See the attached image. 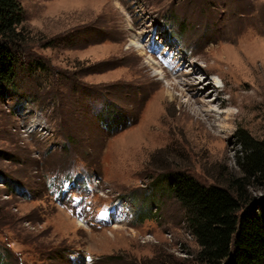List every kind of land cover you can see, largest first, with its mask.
Listing matches in <instances>:
<instances>
[{
  "label": "rangeland",
  "instance_id": "obj_1",
  "mask_svg": "<svg viewBox=\"0 0 264 264\" xmlns=\"http://www.w3.org/2000/svg\"><path fill=\"white\" fill-rule=\"evenodd\" d=\"M20 3L28 37L0 89L2 261L200 264L163 174L224 183L241 133L264 140V0ZM147 42L175 48L180 71Z\"/></svg>",
  "mask_w": 264,
  "mask_h": 264
},
{
  "label": "trees",
  "instance_id": "obj_2",
  "mask_svg": "<svg viewBox=\"0 0 264 264\" xmlns=\"http://www.w3.org/2000/svg\"><path fill=\"white\" fill-rule=\"evenodd\" d=\"M23 20L20 0H0V89L5 95L28 37ZM239 145V175L224 183L204 184L180 169L163 174L166 190L186 209L200 264H264V140L241 133ZM0 264L7 263L0 258Z\"/></svg>",
  "mask_w": 264,
  "mask_h": 264
},
{
  "label": "bare ground",
  "instance_id": "obj_3",
  "mask_svg": "<svg viewBox=\"0 0 264 264\" xmlns=\"http://www.w3.org/2000/svg\"><path fill=\"white\" fill-rule=\"evenodd\" d=\"M138 45H139V44H138ZM139 48H140V49L142 48V50H143V47H142L141 45H139ZM165 74H166V73H165ZM172 74L175 75L176 78H178V77L181 76V75H184L185 77L188 76L186 73H178V74H175V73L173 72ZM164 78H165V77H164ZM182 80H185V79H182ZM186 81H187V80H186ZM188 81H190V80H188ZM167 84H168V83H167ZM169 84H171V83H169ZM169 84H168V85H169ZM178 84H183V83L179 81ZM178 84H177V85H178ZM168 93H170V92L168 91ZM169 95H171V94H169ZM198 101H199V100H198ZM206 106H207V105H206ZM207 109H208V111L212 110V109L209 108V107H208ZM209 109H210V110H209ZM210 112H212V111H210Z\"/></svg>",
  "mask_w": 264,
  "mask_h": 264
}]
</instances>
